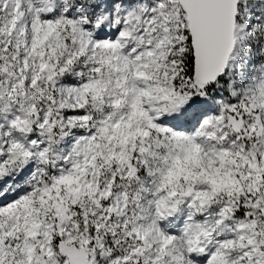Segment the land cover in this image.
Instances as JSON below:
<instances>
[{
	"label": "snow or ice",
	"instance_id": "1",
	"mask_svg": "<svg viewBox=\"0 0 264 264\" xmlns=\"http://www.w3.org/2000/svg\"><path fill=\"white\" fill-rule=\"evenodd\" d=\"M0 264H264V0H0Z\"/></svg>",
	"mask_w": 264,
	"mask_h": 264
}]
</instances>
